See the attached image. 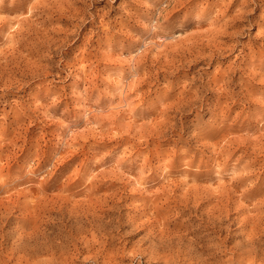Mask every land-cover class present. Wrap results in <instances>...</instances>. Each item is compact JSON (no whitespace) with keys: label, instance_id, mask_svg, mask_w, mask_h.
<instances>
[{"label":"rangeland","instance_id":"rangeland-1","mask_svg":"<svg viewBox=\"0 0 264 264\" xmlns=\"http://www.w3.org/2000/svg\"><path fill=\"white\" fill-rule=\"evenodd\" d=\"M263 200L264 0H0V264H264Z\"/></svg>","mask_w":264,"mask_h":264},{"label":"bare ground","instance_id":"bare-ground-1","mask_svg":"<svg viewBox=\"0 0 264 264\" xmlns=\"http://www.w3.org/2000/svg\"><path fill=\"white\" fill-rule=\"evenodd\" d=\"M116 176H118V175H116ZM248 176V175H247ZM245 177V176H244ZM240 179V178H239ZM247 178H245V180H246ZM242 179H240V180H238V181H241ZM243 181H244V179H243ZM243 181L241 182L242 184H243ZM116 182V181H115ZM114 182V183H115ZM117 182H118V180H117ZM237 182V181H236ZM232 183V182H231ZM234 184V183H233ZM237 184V183H236ZM111 185V184H110ZM113 185V184H112ZM114 185H116V183L114 184ZM239 184H237V186H238ZM241 185H239V187H240ZM219 187V186H218ZM235 187V186H234ZM140 188V187H139ZM138 188V189H139ZM193 188V187H192ZM221 187H219V189H220ZM223 188V187H222ZM227 188V187H226ZM237 188V187H236ZM257 188V187H256ZM188 189V188H187ZM231 189H232V187H231ZM258 189V188H257ZM257 189L255 190V191H257ZM135 190H136V188H135ZM190 190V189H189ZM193 190V189H192ZM196 190V189H195ZM201 190V189H200ZM230 190V189H229ZM133 191H134V189H133ZM142 191V190H141ZM140 191V192H141ZM188 191V190H187ZM219 190H217V192H218ZM232 191V190H231ZM92 193H93V191H91ZM90 192V193H91ZM135 192V191H134ZM139 192V193H140ZM144 192V191H143ZM185 192V191H184ZM210 192V191H209ZM216 192V193H217ZM222 192V191H221ZM235 192V191H234ZM250 192V191H249ZM91 193V194H92ZM117 193V192H116ZM116 193H115V195H116ZM136 193V192H135ZM145 193V192H144ZM159 193V192H158ZM197 193V192H196ZM219 193H220V191H219ZM228 193V192H227ZM230 193V192H229ZM245 193H246V191H245ZM251 193H252V191H251ZM133 194V193H132ZM138 194V193H137ZM137 194H136V196H137ZM195 194V193H194ZM199 194V193H198ZM223 194H224V192H223ZM243 194V193H242ZM241 194V195H242ZM247 195H250V194H248V193H246ZM120 195V194H119ZM131 195V194H130ZM143 195V194H142ZM157 195H159V194H157ZM169 195V194H168ZM171 195V194H170ZM169 195V196H170ZM184 195V194H183ZM195 195H197V194H195ZM221 195V194H220ZM234 195V194H233ZM232 195V196H233ZM244 195V194H243ZM114 196V195H113ZM123 196V195H122ZM121 195H120V197H122ZM129 196V195H128ZM141 196V195H140ZM145 196V195H144ZM147 196H148V194L146 195V198H147ZM151 196V195H150ZM177 196V195H176ZM191 196V195H190ZM198 196H201V194L200 195H198ZM106 197V196H105ZM112 197V196H111ZM110 197V198H111ZM117 197H118V195H117ZM120 197H118V199L120 198ZM126 197V196H125ZM130 197V196H129ZM154 197V196H153ZM195 197V196H194ZM206 197V196H205ZM204 197V198H205ZM211 197H213V196H211ZM219 197H221V196H219ZM222 197H224V195H222ZM226 197V196H225ZM116 198V197H115ZM124 198V197H123ZM122 198V199H123ZM175 198V197H174ZM185 198H187V197H185ZM200 198V197H199ZM202 198H203V196H202ZM202 198H201V200H202ZM232 198V197H231ZM243 198H244V196H243ZM135 199H137V198H135ZM134 199V200H135ZM141 199V198H140ZM182 199H184V198H182ZM194 199H197V198H194ZM209 199V198H208ZM212 199V198H211ZM218 199V198H217ZM222 200H223V198H221ZM104 200L106 201L107 199H105L104 198ZM126 200V199H125ZM148 200V199H147ZM151 200V199H150ZM172 200V199H171ZM177 200V199H176ZM185 200V203H186V199H184ZM197 200H199V199H197ZM200 200V201H201ZM214 199H212V201H213ZM220 200V199H219ZM226 200V199H225ZM91 201V200H90ZM99 202H101L100 200H98ZM108 201V200H107ZM106 201V203H110L111 205H109V207H111V206H113V204H115V202L114 201H109V202H107ZM116 202H117V200H115ZM192 201V200H191ZM203 201V200H202ZM209 202H210V200H208ZM211 201V204L212 203H214V202H212ZM230 201V200H229ZM232 201V200H231ZM262 201V200H261ZM264 201V200H263ZM99 202H95V203H99ZM119 202V201H118ZM126 202V201H125ZM142 202H143V200H142ZM151 202H153V201H151ZM180 202H181V200H180ZM189 202V201H188ZM193 202H195V200L194 201H192V203ZM209 202H207V204H210ZM217 202H220V201H217ZM216 202V203H217ZM260 202V201H259ZM258 202V203H259ZM69 203V202H68ZM85 203H87V202H85ZM85 203L83 202V204L85 205ZM89 203H91V202H89ZM88 203V204H89ZM105 203V202H104ZM105 203V204H106ZM197 203V202H196ZM198 203H199V201H198ZM223 203V202H222ZM226 203H228V201L226 202ZM91 204H93V203H91ZM143 204H146V203H143ZM177 204V203H176ZM182 204V203H181ZM215 204V203H214ZM214 204H213V206H214ZM254 204V203H253ZM261 204V203H260ZM67 205V204H66ZM65 205V206H66ZM77 205V204H76ZM75 205V206H76ZM94 205V204H93ZM100 205V204H99ZM116 205V204H115ZM138 204H136V206H137ZM188 205V204H187ZM193 205H195V204H193ZM198 205V204H197ZM224 205V204H223ZM223 205H220V206H223ZM227 205H229V204H227ZM227 205H225V207H227ZM231 205V204H230ZM239 205V204H238ZM255 205L257 206V204L255 203ZM262 205H264V203H262ZM86 206V205H85ZM92 206V205H91ZM118 206V205H117ZM135 206V207H136ZM145 206V205H144ZM149 206V205H148ZM163 206V205H162ZM176 206V205H175ZM180 206V205H179ZM189 206H192V205H189ZM200 206V205H199ZM207 206V205H206ZM219 206V205H218ZM259 206V205H258ZM84 207V206H83ZM108 207V209H102L101 207V211L99 212L97 209H96V207L95 208H89V209H87V210H83L82 212H80L79 214H78V216H77V220H80V224H81V222L83 221V220H85V222H88L90 225H91V230L93 231V232H98L100 235H99V238H101V239H103V241H104V238H106V237H108L109 236V234H110V232H112L111 231V229H112V226L114 225V224H117L118 222L117 221H119V222H121L120 223V225L124 228V227H129L131 224L130 223H127V221L125 222V221H123V220H121L122 219V213L123 212H119V214H116V215H114V213H113V210L112 209H110ZM151 207V206H150ZM194 207V206H193ZM208 207V206H207ZM214 207H216V206H214ZM224 207V206H223ZM237 207V206H236ZM239 207H241V206H239ZM238 207V208H239ZM245 207H247V206H245ZM244 207V208H245ZM251 208H252V206H250ZM250 207H248V208H250ZM263 207V206H262ZM112 208V207H111ZM116 208V207H115ZM156 208V207H155ZM186 209H187V206L185 207ZM201 208V207H200ZM213 208V207H212ZM211 208V209H212ZM217 208V207H216ZM242 208H243V206H242ZM243 208V209H244ZM255 208H257V207H255ZM259 208V207H258ZM63 209V208H62ZM78 209V208H77ZM114 209V208H113ZM136 209V208H135ZM143 209V208H142ZM146 209V208H145ZM150 209V208H149ZM177 209H179V207L177 208ZM183 210H184V208H182ZM185 209V210H186ZM207 209V208H206ZM220 209H224V208H220ZM228 209V207L226 208V211H228L227 210ZM233 209H235L234 207H233ZM247 209V208H246ZM253 209V208H252ZM261 209V208H260ZM263 209V208H262ZM69 210V209H68ZM68 210H67V212H68ZM71 210H72V208H71ZM75 210V209H74ZM198 210V209H197ZM219 210V209H218ZM230 210H231V208H230ZM242 210V209H241ZM256 210V209H255ZM73 211V210H72ZM152 211H153V209H152ZM155 211V210H154ZM189 211H191V210H189ZM201 211V210H200ZM213 211V210H212ZM222 211V210H221ZM225 211V212H226ZM235 211V210H234ZM240 211V210H239ZM249 211H251L250 209H249ZM253 211V210H252ZM63 212V213H62ZM67 212L66 211H60V214L62 213V216L66 219L68 216H70V218L68 217L67 219H71V218H74V217H71L72 215H68L67 216ZM71 212V211H70ZM69 212V213H70ZM74 212V211H73ZM77 212V211H76ZM144 212H146L145 210H144ZM144 212H142V213H144ZM151 212V211H150ZM158 212H160V211H158ZM183 212V211H182ZM199 212V211H198ZM208 212V211H207ZM220 212V211H219ZM224 212V211H223ZM224 212V213H225ZM229 212H231V211H229ZM228 212V213H229ZM257 213V215H258V210L256 211ZM262 212H264V209H263V211ZM149 213V212H148ZM157 213V212H156ZM201 213H202V211H201ZM232 213V212H231ZM244 213V212H243ZM249 213V212H248ZM260 213V212H259ZM71 214H73V213H71ZM141 214V213H140ZM151 214V213H150ZM149 214V215H150ZM158 214V213H157ZM161 214V213H160ZM208 214V213H207ZM206 214V215H207ZM210 214V213H209ZM211 214H213L214 216H212V217H210V218H212L213 220V223L215 222V224H219L218 226H217V228H220L221 227V223H223V222H227V221H225L226 220V218H228L229 217V214L226 216V218H225V216H223L222 214L223 213H218V214H215L214 212L213 213H211ZM226 214V213H225ZM239 214H241V213H239ZM246 214V213H245ZM251 213H249V215H250ZM262 214V213H261ZM77 215V214H76ZM133 215H135V214H133ZM144 215V214H143ZM231 215V214H230ZM252 215V214H251ZM140 216V215H139ZM146 216V215H145ZM233 216V215H232ZM256 216V215H255ZM263 216V215H262ZM80 217V218H79ZM123 217H125V216H123ZM132 217H135V216H132ZM158 217H159V214H158ZM206 217V216H205ZM207 217H209V215L207 216ZM248 217L249 216H247V219H248ZM258 217H260L261 218V216H258ZM160 218V217H159ZM158 218V219H159ZM165 218V217H164ZM201 218H202V220H204L205 218H203L202 216H201ZM251 218V217H250ZM255 218V217H254ZM253 217H252V219H254ZM75 219V218H74ZM135 219V218H134ZM200 219V218H199ZM229 219V218H228ZM231 219V218H230ZM229 219V220H230ZM257 219V218H256ZM259 219V218H258ZM263 219V218H262ZM76 220V219H75ZM117 220V221H116ZM131 220V219H130ZM141 221L143 220L142 218L140 219ZM161 220V219H160ZM159 220V221H160ZM207 220V219H206ZM210 220V219H209ZM233 220V219H232ZM238 220V219H237ZM242 220H245V219H242ZM249 220V219H248ZM248 220H246V221H248ZM68 221V220H67ZM144 221V220H143ZM211 221V220H210ZM252 221V220H251ZM259 221H260V219H259ZM71 222V221H70ZM73 223H74V221H72ZM135 222V221H134ZM148 222V221H147ZM146 222V223H147ZM155 222H158V220L157 221H155ZM203 222V221H202ZM232 222V221H231ZM241 222V221H240ZM255 222V221H254ZM258 222V221H257ZM144 224H145V222H143ZM166 223V222H165ZM249 223V222H248ZM253 222H251V224H252ZM260 223V222H259ZM70 223H68V225H69ZM141 224V223H140ZM149 224V223H148ZM160 224V223H159ZM168 224V223H167ZM204 224V223H203ZM206 224H207V222H206ZM209 224V223H208ZM245 224V223H244ZM255 224V223H254ZM72 225V224H71ZM75 224H73V226H74ZM79 225V224H78ZM247 225L248 224H246V225H243L244 227H247ZM250 225V224H249ZM253 225V224H252ZM67 226V225H66ZM82 226V225H81ZM85 226V225H84ZM115 226V225H114ZM148 226V225H147ZM166 226V225H165ZM213 226V225H212ZM224 226H226V225H224ZM253 226H256V224L255 225H253ZM69 227V226H68ZM78 227V226H77ZM77 227H74V228H76L77 229ZM87 227H89V229H90V226L88 225ZM133 227V226H132ZM176 227V226H175ZM231 227V226H230ZM252 227V226H251ZM250 227V228H251ZM83 228V227H82ZM117 228H119V226H117ZM136 228H139L138 226H137V224H136V227H133V229L131 230V231H134ZM144 228H147V227H144ZM161 228V227H160ZM160 228H158V229H160ZM222 228V227H221ZM258 228V227H257ZM152 228H149V230H148V232H147V234L145 233V235L141 238V241L142 240H145V241H150V246L153 248V249H157V248H159V247H162V246H164L165 245V243H166V240H164V239H162V237H161V235H160V238L161 239H158V237L152 232V230H151ZM215 229V228H214ZM241 229V228H240ZM259 229H260V227H259ZM75 230V229H74ZM83 230V229H82ZM145 230V229H144ZM147 230V229H146ZM229 230V229H228ZM255 229H253V231H254ZM81 231V230H80ZM79 231V232H80ZM139 231H142L141 229L139 230ZM138 231V232H139ZM155 231H156V229H155ZM158 231V230H157ZM156 231V232H157ZM161 231V230H160ZM159 231V232H160ZM231 231V230H230ZM235 231V230H234ZM248 231H250V230H248ZM263 231V230H262ZM78 232V233H79ZM127 232V231H126ZM146 232V231H145ZM155 232V233H156ZM163 232V231H162ZM215 232H217V231H215ZM223 232H225V230L223 231L222 230V233ZM245 232H247V231H244V233ZM256 232V231H255ZM181 233H183V232H181ZM189 233V232H188ZM209 233V232H208ZM234 233V232H233ZM242 233V232H241ZM261 234H264L263 232H260ZM84 234H86V233H84ZM119 234V233H118ZM161 234V233H160ZM180 234V233H179ZM178 233H177V236L179 235ZM240 234V233H239ZM258 234H259V232H258ZM159 235V234H158ZM165 235H166V233H165ZM174 235V234H173ZM172 235V236H173ZM234 235V234H233ZM235 235H236V233H235ZM84 236V235H83ZM162 236H163V234H162ZM175 236H176V234H175ZM195 236V235H194ZM204 236H206V234L204 235ZM237 236V235H236ZM240 236H241V234H240ZM258 236V235H257ZM85 237V236H84ZM91 237H93V236H91ZM115 237V236H114ZM170 237V236H169ZM201 237V236H200ZM261 237V236H260ZM89 238H90V236H89ZM93 238H95V237H93ZM99 238H95V239H99ZM165 238V237H164ZM168 238V237H167ZM173 238H174V236H173ZM172 238V239H173ZM185 238V237H184ZM224 238H227V237H224ZM264 238V237H263ZM37 239H39V238H37ZM86 239V238H85ZM112 239V238H111ZM180 239V238H179ZM178 239V240H179ZM191 239V238H190ZM194 239H195V237H194ZM223 239V238H222ZM235 239V238H234ZM260 238L259 237H256V235H255V233L253 232H250V233H248L247 232V234H246V237L244 238V240L242 241V246H244L245 248H246V252L247 251H250V250H252V248L253 249H255V248H259V246H263V245H260L261 243H259V241H261V240H259ZM54 240V239H53ZM86 240H88V239H86ZM100 240V239H99ZM170 240V239H169ZM184 240V239H183ZM182 240V241H183ZM264 240V239H263ZM67 241V240H66ZM97 241V240H96ZM96 241H95V243H96ZM102 241V242H103ZM111 241V240H110ZM115 241V240H114ZM175 241H177V240H175ZM89 242V241H88ZM168 242V241H167ZM172 242H174V241H172ZM178 242V241H177ZM198 242V241H197ZM200 242V241H199ZM225 242V241H224ZM237 242V241H236ZM91 243V242H90ZM94 243V241H93V244H95ZM170 243V242H169ZM169 243H167V244H169ZM206 243V242H205ZM226 243V242H225ZM238 243H240L239 241H238ZM92 244V245H93ZM105 244V243H104ZM114 244H115V242L113 243V245L112 246H114ZM166 244V245H167ZM172 244V243H171ZM170 244V245H171ZM186 244H187V242H186ZM201 244V243H200ZM236 244V243H235ZM241 244V243H240ZM239 244V245H240ZM98 245V244H97ZM99 245H100V242H99ZM125 245V244H124ZM175 245V244H174ZM176 245H178V244H176ZM237 245V244H236ZM235 245V246H236ZM87 246H88V244H87ZM86 246V247H87ZM102 246V245H101ZM110 246V245H109ZM183 246V245H182ZM201 246V245H200ZM90 247H94V246H90ZM140 247V246H139ZM148 247V246H147ZM165 247V246H164ZM168 247V246H167ZM180 247V246H179ZM106 248H108L107 246H106ZM111 248V247H110ZM170 248V247H169ZM191 248H195L194 247V244H191ZM201 248V247H200ZM203 248V247H202ZM204 248H206L207 249V247H204ZM235 248V247H234ZM100 249V248H99ZM105 249V248H104ZM119 249V248H118ZM151 249V248H150ZM183 249V248H182ZM261 249H263V248H261ZM158 250V249H157ZM168 250V249H167ZM175 249H173V251H174ZM191 250V249H190ZM196 250V249H195ZM204 250V249H203ZM202 250V251H203ZM234 250H236V249H234ZM238 251H239V248L237 249ZM243 250V249H242ZM264 250V249H263ZM103 251V250H102ZM124 251V250H123ZM126 251V250H125ZM133 251V250H132ZM143 251H145V250H143ZM149 251V250H148ZM155 251V250H154ZM172 251V250H171ZM178 251V250H177ZM193 251H194V249H193ZM200 251V250H199ZM201 251V252H202ZM245 251V250H244ZM254 251V250H253ZM134 252H136V251H134ZM133 252V253H134ZM138 252H140V251H138ZM147 252V251H146ZM150 252H152V251H150ZM156 252V251H155ZM168 252V251H167ZM205 252V251H204ZM255 252H256V250H255ZM259 252H261V251H259ZM258 252V253H259ZM101 252H99V254H100ZM144 253V252H143ZM149 253V252H148ZM181 253V252H180ZM187 253H191L190 251L189 252H187ZM236 253V252H235ZM243 253V252H242ZM105 254V253H104ZM108 254H110V253H108ZM139 254V253H138ZM151 254V255H150ZM149 255H150V258H148V259H154V258H156V256L157 255H155V254H153V253H150ZM160 254V253H159ZM175 254H179V253H175ZM185 254V253H184ZM208 254V253H207ZM239 254V253H238ZM241 254V253H240ZM239 254V255H240ZM245 254H247V253H245ZM260 254V253H259ZM103 255V254H102ZM169 255V254H168ZM171 255V254H170ZM172 255H174V254H172ZM180 255V254H179ZM182 255V254H181ZM191 255V254H190ZM193 255H194V253H193ZM199 255H200V257L202 258V259H204L205 257V254H203V253H199ZM198 255V256H199ZM261 255H263V254H261ZM107 256V255H106ZM109 256H111V255H109ZM113 256H115V255H113ZM122 256H124V255H122ZM165 256V255H164ZM207 256V255H206ZM242 256V255H241ZM256 256V255H255ZM103 257V256H102ZM159 257H162V256H159ZM169 257V256H168ZM186 257V256H185ZM193 257V256H192ZM211 257V256H210ZM210 257H208V259L210 258ZM243 257V256H242ZM245 257V256H244ZM257 257V256H256ZM177 258V257H176ZM189 258V257H188ZM188 258L186 259V260H188ZM233 258H235V257H233ZM237 258V257H236ZM239 258V257H238ZM107 259H108V256H107ZM111 259V258H110ZM130 259V258H129ZM147 259V260H148ZM169 260H171V258H168ZM197 259H198V257H197ZM206 259V258H205ZM208 259H206V260H208ZM244 259H246V258H244ZM253 259V258H252ZM104 260H106V259H104ZM138 260H140V259H138ZM155 260V259H154ZM185 260V259H184ZM238 261H239V259H237ZM107 261H110V260H107ZM107 261H105V262H107ZM119 261V260H118ZM166 261V263H164V264H167V261L168 260H165ZM242 261V260H241ZM169 262L170 261H168V264H169ZM201 262H202V260H201ZM244 262H245V260H244ZM247 262V261H246ZM251 262H252V260H251ZM255 262V261H254ZM191 264H194V260H192L191 259V262H190ZM205 263V262H204ZM204 263H201V264H204ZM208 263V262H207ZM242 263V262H241ZM248 263H250V261H248ZM184 264H188V263H184ZM243 264V263H242ZM250 264H252V263H250Z\"/></svg>","mask_w":264,"mask_h":264}]
</instances>
